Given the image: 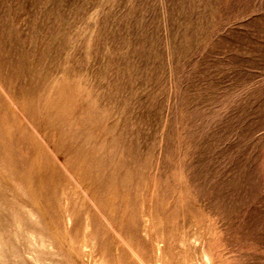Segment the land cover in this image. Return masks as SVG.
I'll return each mask as SVG.
<instances>
[{
    "label": "rangeland",
    "instance_id": "obj_1",
    "mask_svg": "<svg viewBox=\"0 0 264 264\" xmlns=\"http://www.w3.org/2000/svg\"><path fill=\"white\" fill-rule=\"evenodd\" d=\"M0 141V264H264V0H0Z\"/></svg>",
    "mask_w": 264,
    "mask_h": 264
},
{
    "label": "bare ground",
    "instance_id": "obj_2",
    "mask_svg": "<svg viewBox=\"0 0 264 264\" xmlns=\"http://www.w3.org/2000/svg\"><path fill=\"white\" fill-rule=\"evenodd\" d=\"M37 66H38V64H36V65H34V66H31L30 68H32L31 70H29V69H27L26 68V66L23 64V66H21V68H20V73H21V76H25L23 79H25L26 78V76L27 75H29V78H30V86L28 87V88H26L24 91H20V92H14L13 93V96H14V98H15V100L16 101H20V99L22 98V96H25V95H29L32 91H33V89L35 88V85L33 84V82L36 80V79H39L40 80V77H39V75H37V72H36V68H37ZM50 67V66H49ZM20 75V74H19ZM10 76H11V74L9 75V77L7 76V77H5V78H3V81L7 84L8 82H10ZM41 76V75H40ZM20 77V76H19ZM22 78V77H21ZM17 79H18V77H17ZM25 81V80H24ZM43 81V80H42ZM24 84V83H23ZM26 84V83H25ZM25 84H24V86H25ZM22 85V84H21ZM37 85V84H36ZM32 96V95H31ZM27 98L26 99H29L28 100V102H26V103H28V104H30L29 102H32V99L31 98H33V97H30V98H28V96H26ZM31 100V101H30ZM27 101V100H26ZM29 106V105H28ZM1 142V141H0ZM70 165V164H69ZM72 165V164H71ZM73 166V165H72ZM71 168V167H70ZM73 168H74V166H73ZM75 170V169H74ZM77 170V169H76ZM73 172V171H72ZM77 174H79V172L77 173ZM104 198V197H103ZM102 199V198H101ZM100 202V201H99ZM100 205H102V204H100ZM105 205H108V204H103V207L105 206ZM101 207V206H100ZM106 210V209H105ZM30 215V214H29ZM148 222V221H147ZM30 234V233H29ZM32 238V237H31ZM45 247V246H44ZM44 249V248H43Z\"/></svg>",
    "mask_w": 264,
    "mask_h": 264
}]
</instances>
